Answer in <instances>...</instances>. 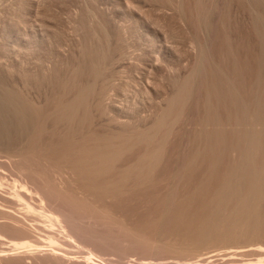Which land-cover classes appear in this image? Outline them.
I'll use <instances>...</instances> for the list:
<instances>
[{
	"label": "rangeland",
	"instance_id": "374dc122",
	"mask_svg": "<svg viewBox=\"0 0 264 264\" xmlns=\"http://www.w3.org/2000/svg\"><path fill=\"white\" fill-rule=\"evenodd\" d=\"M0 179L79 264H264V0H0Z\"/></svg>",
	"mask_w": 264,
	"mask_h": 264
},
{
	"label": "bare ground",
	"instance_id": "6f19581e",
	"mask_svg": "<svg viewBox=\"0 0 264 264\" xmlns=\"http://www.w3.org/2000/svg\"><path fill=\"white\" fill-rule=\"evenodd\" d=\"M15 183L17 182L15 181ZM2 184L3 182L0 179V189L2 188ZM11 194L13 195L11 203L13 204V206L16 205L20 208V210L22 211L21 215L15 216L11 212H3L4 217L2 218L7 219L8 222H6L5 225L0 226H5L12 233L23 237L22 241L10 240L8 242L9 248L12 250L13 253L18 255L17 257L20 256V259H22L23 261L27 259H47L52 260L58 264H79L77 259H85V257L83 258V256H86L87 253H91L89 251V245L88 249L84 248V250L82 251L77 246V249L79 250L78 251L73 246V242L71 245L73 246L72 248H75V254H80L79 256H77L79 258H75L70 255L72 254V250H70L69 244L68 250L69 252L71 251V253H69L68 250L64 248V246H66L65 244L70 243L71 240L75 241V243L77 241V243H80V245L81 243H83L82 246L85 247L84 245H87L86 239H89L91 241L93 239L92 235L91 237H87V232L89 231L84 230V226L82 224H76V221H78V219L74 218L73 215L70 216L61 212L54 213L52 212V210L45 209V207L41 204L42 198L39 199L38 206L33 204L30 201L31 193L28 189L24 187V185H20L17 186V188H14V192ZM33 220H35L34 222H36L37 220V222L34 224V222L32 223ZM29 221H31L32 224H30ZM89 234L91 233L89 232ZM40 245L46 246L42 249V246L39 247ZM227 255L231 256L232 254ZM212 256L215 257V255ZM205 259L200 261H205ZM209 259H211V257ZM104 263L109 264L110 262L107 263L106 261H104ZM227 263L233 264L237 262L230 260ZM0 264H2L1 261Z\"/></svg>",
	"mask_w": 264,
	"mask_h": 264
}]
</instances>
